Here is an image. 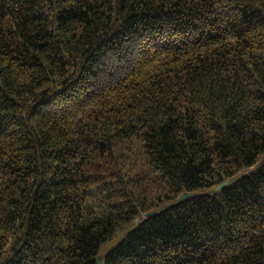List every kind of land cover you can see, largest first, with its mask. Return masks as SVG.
Wrapping results in <instances>:
<instances>
[{
	"label": "trees",
	"instance_id": "trees-1",
	"mask_svg": "<svg viewBox=\"0 0 264 264\" xmlns=\"http://www.w3.org/2000/svg\"><path fill=\"white\" fill-rule=\"evenodd\" d=\"M100 257L264 264V0H0V264Z\"/></svg>",
	"mask_w": 264,
	"mask_h": 264
},
{
	"label": "rangeland",
	"instance_id": "rangeland-1",
	"mask_svg": "<svg viewBox=\"0 0 264 264\" xmlns=\"http://www.w3.org/2000/svg\"><path fill=\"white\" fill-rule=\"evenodd\" d=\"M246 171H249V170H246ZM244 173V172H241V174ZM140 184V194L141 195H144L146 192H148L147 194L149 196H154V195H157L158 193L160 192H163L164 188L162 186V184L160 182H157L156 180L154 179H151L146 175V172L145 174L142 176V179L141 181L139 182ZM147 217L145 215H142L136 222H135V227L137 225H139L140 223H142L144 221V219H146ZM126 235V232L125 231H121L119 234H118V238L115 242H113L110 246H108L106 249L114 246L120 239H122L124 236Z\"/></svg>",
	"mask_w": 264,
	"mask_h": 264
},
{
	"label": "water",
	"instance_id": "water-1",
	"mask_svg": "<svg viewBox=\"0 0 264 264\" xmlns=\"http://www.w3.org/2000/svg\"><path fill=\"white\" fill-rule=\"evenodd\" d=\"M227 185H229V182H225V183H223L222 185H220L219 187H217V191L220 190V189H222V188H224V187L227 186ZM193 195H194V194H189V195H188V194L184 193V194L181 195L180 200H183L186 196H190V197H191V196H193ZM152 214H153V213H149V214L146 215V217L149 218V217L152 216ZM98 264H104V258H103V257H100V258H99V262H98Z\"/></svg>",
	"mask_w": 264,
	"mask_h": 264
}]
</instances>
